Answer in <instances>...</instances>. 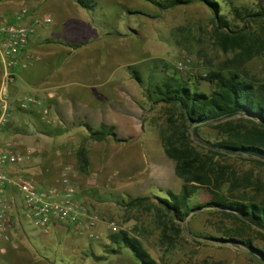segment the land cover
Here are the masks:
<instances>
[{
	"label": "rangeland",
	"instance_id": "374dc122",
	"mask_svg": "<svg viewBox=\"0 0 264 264\" xmlns=\"http://www.w3.org/2000/svg\"><path fill=\"white\" fill-rule=\"evenodd\" d=\"M95 2L96 7L89 10L75 0H44V7L49 9L53 19L47 26H56L59 17L66 14H69L68 18L77 17L99 26L96 29L100 36L92 42L96 45L77 57L91 60L83 65L84 71H114L116 76L125 78L123 86L137 88L139 138L128 143L118 142L112 137L94 140L87 127L67 125L55 141L39 137L40 147L35 148L38 144L34 140L24 142L26 137L23 135L20 139L14 138L13 132L17 127L12 126L5 141H1L10 142L13 150L21 154L29 148L33 150L30 158L11 166L15 177L29 178L40 186L39 183L47 179L61 183L64 175H70L78 192L103 215V223L100 224L101 235L97 239L70 233L62 227L41 231L22 218L21 202L16 198L10 221L14 234L12 239L0 237V264H140L127 248L118 253L110 252V222H115L118 230H128L143 240L160 264H262L243 245L205 239L204 236L221 234L217 229L221 222L229 226L234 223L230 218L211 212L210 208L194 210L185 220L179 221L181 232L174 236L172 244L163 240L161 228L155 221L152 204L160 203L157 197H167L168 190L179 193L184 181L176 174V162L166 155L161 139L160 130L169 123L171 106L165 102H152L146 90L164 76L189 78L192 73L204 74L233 56L234 53L224 51L217 41L212 11L199 0L166 9L151 0ZM220 2L232 25H240L232 26L235 29L242 27L244 19L241 16L245 12L253 13L264 7V0ZM239 11L240 17L236 15ZM84 41L90 44L88 38ZM183 60L189 61L181 69L179 62ZM79 64L76 60L71 65L79 70ZM245 68L257 83L264 82V51L249 59ZM134 70L141 74V83L135 79ZM197 81L199 88L205 92L214 89L207 80L198 78ZM73 87L74 104L79 96L89 99L87 94L78 93L75 83ZM52 109L55 110L54 107ZM72 109L69 113L76 122L80 117L85 119L86 111L81 112L75 105ZM99 112L103 117V111ZM175 116L180 119L178 112ZM93 122L95 126L90 125L95 129L103 124L96 119ZM60 126L54 127L53 131L60 130L63 125ZM193 138L197 143L205 144L206 140L216 141L219 132L213 126L204 124ZM82 145L88 149V173L78 168L77 149ZM217 158L221 164H230L241 181L247 174L264 185V166L254 163L247 156ZM247 192L251 196L256 190L250 186ZM259 195L263 197L264 189ZM137 196H148L151 203L145 206L126 204ZM210 198L208 190L200 187L189 202L196 206ZM250 233L258 238L255 240L257 245L263 246L260 236L255 231Z\"/></svg>",
	"mask_w": 264,
	"mask_h": 264
},
{
	"label": "trees",
	"instance_id": "16d2710c",
	"mask_svg": "<svg viewBox=\"0 0 264 264\" xmlns=\"http://www.w3.org/2000/svg\"><path fill=\"white\" fill-rule=\"evenodd\" d=\"M75 1L85 9L96 7L95 0ZM151 1L166 9L194 0ZM199 1L205 3L214 15L219 45L224 51L234 54L204 74L192 73L189 78L167 75L146 90L152 102H165L171 106L169 123L160 130L161 139L166 155L176 162V174L184 181L179 193L168 190L167 197H157L160 203L152 204L155 221L161 228L163 240H169L172 244L176 238L174 236L181 232L179 221L185 220L194 210L207 207L234 223L229 226L221 222V226H217L221 234L204 236L205 239L243 245L264 255V195L259 197L264 185L247 174L241 181L230 164H221L217 158L247 156L254 163L264 166V82L257 83L245 68L249 59L264 51V7L253 13L245 12L244 16L240 11L236 12L244 23L235 29L232 26L240 25H232L223 13L220 0ZM133 74L138 82L143 81L137 70ZM198 78L212 83L214 89L211 92L201 90ZM177 112L180 119L175 116ZM193 124L198 125L193 129ZM204 124L218 130L219 138L216 141L206 140L202 144L194 140V135ZM39 129L47 131L45 127ZM63 129L60 128L59 133ZM88 129L94 140H105L110 136L118 142L129 140L119 136L111 124L103 123L99 129L88 125ZM77 159L78 168L88 173L90 159L86 146L77 149ZM250 186L256 190L251 196L247 192ZM200 187H205L211 198L204 204L192 206L189 201ZM146 203H151L148 196H137L126 202L135 206H145ZM250 231L260 236L263 246L257 245L255 240L258 238ZM109 239L112 243L110 252L118 253L122 248H127L140 264H160L143 240L128 230L112 232ZM249 253L264 264V260Z\"/></svg>",
	"mask_w": 264,
	"mask_h": 264
},
{
	"label": "crops",
	"instance_id": "0c3cea01",
	"mask_svg": "<svg viewBox=\"0 0 264 264\" xmlns=\"http://www.w3.org/2000/svg\"><path fill=\"white\" fill-rule=\"evenodd\" d=\"M43 3L44 0L0 1V18L6 17L10 22L17 21L16 13L22 7H27L29 14L23 18L24 23H30L36 18L43 20L42 25L37 27L35 34L31 37L27 52L23 55V60L27 62V65L16 67L10 80H6L0 48V97L1 88H7L9 99L15 107L12 121L0 130V140L5 141L9 129L15 126L17 129L13 132L14 138L20 139L25 136L23 141L34 140L38 144L35 147L37 148V146L40 147L39 137L45 136L55 141L56 136H60L59 128L53 131L54 127L63 125L65 128L68 125L69 127L85 126L88 129L90 124L95 126L93 119L114 125L119 136L129 139L127 142L122 141L121 143H128L131 139L139 138L137 88L123 86L122 81L125 78L116 76L114 71H84L83 65L91 60L78 59L77 57L90 46L96 45L92 42L100 36L97 35L99 30L96 29L99 26L77 17L68 18L69 14L64 17L60 16L56 26H47L53 19L51 22H47L45 19L52 18V13L44 7ZM1 38L0 32V46ZM86 38L89 39L90 44L88 41H84ZM75 44L80 45L76 46ZM26 54H31V56L27 57ZM76 60L80 63L81 69L79 70L71 65ZM133 80V77L130 78V83ZM74 83L78 93L87 94L88 100L83 98L84 96L81 98L79 96L78 102L74 104L72 101ZM27 94H34L42 98L49 108V116L45 115L42 108L37 106L20 109L19 102ZM74 105L81 112H87L84 116L85 119L80 117L76 122L75 118L71 116L72 113L69 112L74 108ZM99 111H103V117H100ZM40 115H42V119H40ZM41 127L47 128V131L40 130ZM28 132L30 134H27ZM11 166L5 168L10 174H13L15 170H12ZM39 184L46 187L53 184L59 186L61 183L47 179ZM11 191L15 196L17 195V189Z\"/></svg>",
	"mask_w": 264,
	"mask_h": 264
},
{
	"label": "built area",
	"instance_id": "2783aa9c",
	"mask_svg": "<svg viewBox=\"0 0 264 264\" xmlns=\"http://www.w3.org/2000/svg\"><path fill=\"white\" fill-rule=\"evenodd\" d=\"M29 14L27 7H22L17 13V21L10 22L8 18H0L1 52L4 63L6 80L12 79L15 68L25 67L27 62L23 55L27 52L30 39L35 34L37 27L43 20L34 19L30 23L22 20ZM47 22L52 18L47 17ZM27 57L31 54H26ZM189 60L179 62V68L187 66ZM41 107L45 115H49V108L42 98L27 94L19 102L20 109ZM15 107L11 103L7 88H1L0 97V130L7 126L13 119ZM33 150L30 148L25 154L12 149V144L0 140V237L12 239L13 228L11 226L12 208L15 199L21 202L22 218L28 221L34 228L47 231L52 227H62L73 234L87 235L90 239L100 237V224L103 223V215L94 210L83 196L78 192L71 176L66 174L59 186H38L33 180L25 177H15L10 174L6 166L15 165L30 158ZM17 189L15 196L11 190ZM108 227L112 232L118 231L115 222H110Z\"/></svg>",
	"mask_w": 264,
	"mask_h": 264
},
{
	"label": "water",
	"instance_id": "95a60500",
	"mask_svg": "<svg viewBox=\"0 0 264 264\" xmlns=\"http://www.w3.org/2000/svg\"><path fill=\"white\" fill-rule=\"evenodd\" d=\"M198 124H199V123H198ZM198 124H193L192 127H194V126H196V125H198ZM248 251L254 253L256 256H258L259 258H261L262 260H264V255L260 254L259 252L254 251V250H252V249H248Z\"/></svg>",
	"mask_w": 264,
	"mask_h": 264
}]
</instances>
